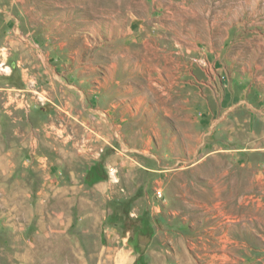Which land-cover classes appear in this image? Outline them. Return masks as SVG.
Wrapping results in <instances>:
<instances>
[{
	"label": "rangeland",
	"instance_id": "obj_1",
	"mask_svg": "<svg viewBox=\"0 0 264 264\" xmlns=\"http://www.w3.org/2000/svg\"><path fill=\"white\" fill-rule=\"evenodd\" d=\"M116 249L264 264V0H0V264Z\"/></svg>",
	"mask_w": 264,
	"mask_h": 264
},
{
	"label": "bare ground",
	"instance_id": "obj_2",
	"mask_svg": "<svg viewBox=\"0 0 264 264\" xmlns=\"http://www.w3.org/2000/svg\"><path fill=\"white\" fill-rule=\"evenodd\" d=\"M108 249V248H107ZM130 255L125 250L116 249V250H109V251H100L98 258L100 264H115L119 260H127L129 259ZM95 259V256H90V261L92 262Z\"/></svg>",
	"mask_w": 264,
	"mask_h": 264
}]
</instances>
